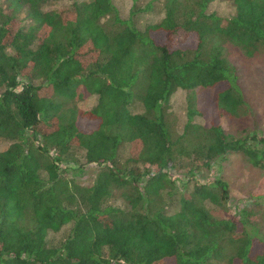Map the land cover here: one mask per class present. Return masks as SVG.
<instances>
[{
    "label": "trees",
    "instance_id": "obj_1",
    "mask_svg": "<svg viewBox=\"0 0 264 264\" xmlns=\"http://www.w3.org/2000/svg\"><path fill=\"white\" fill-rule=\"evenodd\" d=\"M47 1L0 0V264H264V209L216 214L227 182L197 180L228 154L264 169V133L197 106L207 90L218 116L247 113L237 61L264 51V0Z\"/></svg>",
    "mask_w": 264,
    "mask_h": 264
},
{
    "label": "rangeland",
    "instance_id": "obj_2",
    "mask_svg": "<svg viewBox=\"0 0 264 264\" xmlns=\"http://www.w3.org/2000/svg\"><path fill=\"white\" fill-rule=\"evenodd\" d=\"M71 0H49L42 8L52 9L69 3ZM132 0H114L116 7L121 15L125 14ZM143 5L148 0H136ZM209 10L214 11L221 16L231 14L232 8L228 2L222 0L213 1ZM159 6L154 1L152 10L149 13L141 14L139 22L143 25L145 22L155 21L159 18ZM180 41V40H179ZM182 45L190 44V42L180 41ZM238 73L240 75L239 84L243 94V98L247 104V113L241 118L229 121L225 117L218 116L212 105L211 92L207 90H199L197 92V106L203 109V120L205 122L209 117L212 121L219 122L226 130L231 132L242 131L248 133L255 131L264 133V51L256 54L254 57L246 60L238 59ZM91 97L77 96L73 103L79 108H85L91 104ZM185 92L181 90L175 91L169 99V118L172 119L174 127L180 129L184 122ZM137 109V108H136ZM139 108L137 109V111ZM6 145L2 143L0 148ZM96 167L93 165H84L77 172L78 182L81 184H89L94 176ZM214 177L222 178L228 185V199L226 209L220 210L214 208L216 214L228 217L232 215L238 208L254 209L258 220L262 217L261 210L264 206V198L255 195L264 194V169L256 168L247 163L238 154H228L225 158L216 161L207 171H202L197 176L199 181H208ZM255 201H259L255 203ZM110 202L119 205L121 201L114 194ZM65 231H61L54 236L53 239L60 237Z\"/></svg>",
    "mask_w": 264,
    "mask_h": 264
}]
</instances>
